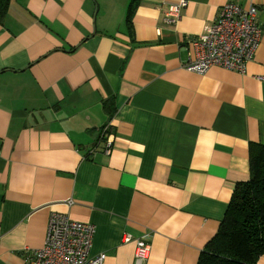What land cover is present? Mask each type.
<instances>
[{
    "label": "crops",
    "instance_id": "1",
    "mask_svg": "<svg viewBox=\"0 0 264 264\" xmlns=\"http://www.w3.org/2000/svg\"><path fill=\"white\" fill-rule=\"evenodd\" d=\"M10 0L0 21V264H25L53 213L94 227L91 255L197 264L250 149L264 145V0ZM258 9L244 73L184 66L220 7ZM111 126L104 153L100 130ZM70 202V203H69ZM131 240L125 242V236ZM255 264H264V254Z\"/></svg>",
    "mask_w": 264,
    "mask_h": 264
},
{
    "label": "built area",
    "instance_id": "2",
    "mask_svg": "<svg viewBox=\"0 0 264 264\" xmlns=\"http://www.w3.org/2000/svg\"><path fill=\"white\" fill-rule=\"evenodd\" d=\"M186 4L185 0H175L168 4L164 22L175 25ZM261 36L257 7L250 5L243 9L228 2L219 8L215 18L205 27L204 33L191 40V51L184 68L198 75L206 74L213 67L242 74L246 65L253 60ZM113 140L111 126L102 127L100 142L104 143L106 155L112 152ZM93 235V225L53 213L48 221L43 246L33 250L25 264H104V253L90 254ZM124 240H131V236L126 235ZM150 251L147 240L137 239L134 264H146Z\"/></svg>",
    "mask_w": 264,
    "mask_h": 264
},
{
    "label": "trees",
    "instance_id": "3",
    "mask_svg": "<svg viewBox=\"0 0 264 264\" xmlns=\"http://www.w3.org/2000/svg\"><path fill=\"white\" fill-rule=\"evenodd\" d=\"M10 0H0V21ZM131 1L127 21L137 6ZM250 178L238 184L216 236L206 245L197 264H255L264 254V145L250 149Z\"/></svg>",
    "mask_w": 264,
    "mask_h": 264
}]
</instances>
